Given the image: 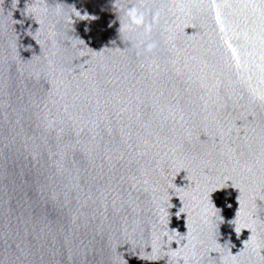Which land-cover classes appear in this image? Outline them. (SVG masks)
I'll return each instance as SVG.
<instances>
[{
  "label": "water",
  "instance_id": "obj_1",
  "mask_svg": "<svg viewBox=\"0 0 264 264\" xmlns=\"http://www.w3.org/2000/svg\"><path fill=\"white\" fill-rule=\"evenodd\" d=\"M0 264H264V0H0Z\"/></svg>",
  "mask_w": 264,
  "mask_h": 264
}]
</instances>
